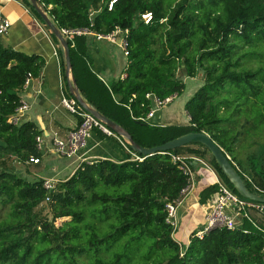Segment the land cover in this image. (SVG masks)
Masks as SVG:
<instances>
[{
    "label": "trees",
    "instance_id": "trees-1",
    "mask_svg": "<svg viewBox=\"0 0 264 264\" xmlns=\"http://www.w3.org/2000/svg\"><path fill=\"white\" fill-rule=\"evenodd\" d=\"M21 1L64 58L59 40L30 1ZM38 1L60 29L87 28L105 35L117 27L129 30L124 76L109 85L88 63L90 36L68 40L72 73L90 105L143 147L205 132L239 168L252 192L256 191L244 173L264 188V152L258 154L257 149L254 157L245 160L237 157L240 142L246 148L245 142L263 135L258 128L264 114L257 109L262 103L258 97L261 86L255 84L262 68L257 70L256 62H248L256 58L245 61L262 54L248 51L241 55V50L258 48L264 40V0H119L111 11L108 0ZM147 12L153 14L150 24L141 20ZM62 63L65 66V60ZM44 64L42 57L16 51L0 37V211L11 205L9 220L0 224V264H85L81 256L89 264H132V255L141 249H147L146 260L156 254V264H264V226L243 216L233 230L213 228L202 239L194 232L188 243L174 238L173 227L166 222V204L180 197L188 177L171 154L202 158L205 152L200 148L210 153L202 144L147 156L142 162L132 161L130 154L120 163L106 159L84 162L46 202L43 180L29 181L8 166L15 157L28 161L34 156L42 161L46 153L37 147L36 138L43 131L36 122H12L23 101L28 74L38 77ZM181 70L187 77L203 79L185 105L190 124L159 126L139 121L152 110L148 93L160 99L182 94ZM146 134L151 135V142L144 140ZM211 161L220 180L237 193L216 160ZM189 163L195 172L196 163ZM218 192L216 182L203 189L200 204ZM43 202L50 203L46 215L39 210ZM62 218L71 220L57 227L56 221Z\"/></svg>",
    "mask_w": 264,
    "mask_h": 264
},
{
    "label": "crops",
    "instance_id": "crops-1",
    "mask_svg": "<svg viewBox=\"0 0 264 264\" xmlns=\"http://www.w3.org/2000/svg\"><path fill=\"white\" fill-rule=\"evenodd\" d=\"M0 13L12 23L8 33L2 37L3 43L16 51L38 55L45 61L40 75L33 78L31 85L21 92L22 99L30 105L22 121L36 122L43 131L46 147H49L54 134L65 138L79 122L61 105L62 94L64 91H70L64 78V75L66 76L65 70L63 71L65 66L62 63L64 58L48 31L25 5L17 0L4 3L0 5ZM88 36H90L88 63L92 71L107 85L122 78L128 59L120 47V38L112 42L106 39L98 40L93 35ZM112 46L115 48L111 52ZM114 144L119 147V143L115 140L94 132L88 140L87 156L94 157L95 160L123 162L126 159L123 154L127 155L128 152L124 149L119 152ZM52 154L56 155L48 148L44 157ZM75 165L77 163L74 164V160L71 159L64 170ZM49 176L51 178L55 175ZM195 178V187L179 208V226L174 234V238L179 243H188L191 234L206 225L207 216L218 198L217 193L206 204L199 202L201 191L216 182V177L207 166L196 164Z\"/></svg>",
    "mask_w": 264,
    "mask_h": 264
},
{
    "label": "built area",
    "instance_id": "built-area-1",
    "mask_svg": "<svg viewBox=\"0 0 264 264\" xmlns=\"http://www.w3.org/2000/svg\"><path fill=\"white\" fill-rule=\"evenodd\" d=\"M11 1L14 0H0V5L4 3H9ZM17 1L20 2L19 0ZM118 1L119 0H108V9L111 11L113 9L114 4H116ZM141 20L145 24H150L153 20V14L151 12L144 13L141 15ZM11 25V21L0 13V37H3L8 33L11 28ZM61 30L63 34L68 38V40H73V37L83 35H93L98 40L106 39L112 42H116L117 38H120V47L124 50L125 55H128V29L123 30L117 27L113 32L107 35L91 31L87 28ZM32 80L33 76L29 73L25 80L23 88L27 89L31 85ZM175 96L176 95L160 99L155 95L148 93L146 97L148 99H151L152 102L155 103L156 109H152L147 116H141L138 118V120L142 122H149L152 118H154V116L160 109L171 104L174 101ZM61 105L71 115L75 116L78 121L81 122H78L76 128L71 131L65 138L60 137L58 134H54L50 141L49 147H46V142L43 136H37L36 142L39 150L46 152V149L49 148L54 154L60 157H66L68 159L74 160V164L77 163V167H80V165L84 162H92L93 160H95L94 157L87 156L86 150L88 147V140L95 132V130H99L105 136L115 138L118 143L123 147V149L131 155L132 161L142 162L146 158V156H142L133 151L127 139L120 136L107 124H105L100 119H97L92 113L88 112L85 108H83V106L78 102V100L70 94V91H64V93L62 94ZM126 107L128 109L130 108L129 106ZM29 109L30 105L23 100L21 102V105L16 109L12 122L14 124L20 123L22 121V118L25 116L26 112L29 111ZM166 153L167 152H162L159 154ZM171 156L173 162L178 164L179 169L183 172L185 176L188 177V184L185 188L182 189L180 197L177 200L173 202H168L166 204V222L173 227L174 234L178 230L179 226V208L184 203L185 199L191 193L192 189L195 187L196 184L195 172L192 169L191 163H189V161H193V163L197 162L198 164L207 166L216 177V183L219 185V192L216 203L211 213L207 216L206 225L196 232L195 236L197 238L202 239L205 234L213 228L227 227L231 230L235 229L237 225V219L240 216H243L244 218L248 219L256 225L255 221L252 218V213L256 212L258 214L264 215V203L245 199L239 194L235 193L224 182L220 180L214 169L208 166V164L202 158H199L198 156H176L172 154ZM27 163L39 164L41 163V160L37 157L31 156ZM237 170H239V168H237ZM243 175L256 191L254 193L264 197V188L256 184L252 177L248 174L244 173ZM58 183L59 180H57L55 177L43 179V187L48 192L46 202L50 201V195L53 191L56 190V186Z\"/></svg>",
    "mask_w": 264,
    "mask_h": 264
},
{
    "label": "rangeland",
    "instance_id": "rangeland-1",
    "mask_svg": "<svg viewBox=\"0 0 264 264\" xmlns=\"http://www.w3.org/2000/svg\"><path fill=\"white\" fill-rule=\"evenodd\" d=\"M21 3L22 1L19 0ZM23 4V3H22ZM2 38V37H1ZM3 39V38H2ZM114 46L111 47L110 51L112 52L114 50ZM248 51H253L257 54H262V56H255V57H248L245 59L250 60L252 58H256L257 60H250L248 62L254 63L256 62L255 69L262 68V72L258 75L256 78L255 84L260 88V91L258 92V97L262 101L260 103L259 107L257 108L262 114H264V40L261 41V44L258 48H255L254 45L250 46V48H245L241 50V55L247 53ZM126 59V58H125ZM128 59V58H127ZM244 61V62H245ZM182 70L178 71V76L182 77L185 81V89L182 92L181 95H176L174 98V101L165 106L164 108L160 109L159 112L156 114V117L149 122L155 125H165V126H188L190 124V118L186 111V103L187 101L193 96V94L198 90V88L203 84V79L201 76L199 77H187V75L182 74ZM185 74V73H184ZM263 135L256 136L254 141H248L245 142L246 148L242 146V142L239 144V152L237 157L241 160L248 159V157H254L253 153L259 151L258 154L261 152H264V122L259 124ZM259 132L255 133L253 132L252 135L259 134ZM144 140L146 142H151L152 137L149 134L144 135ZM252 142H254V145H252ZM116 146L117 150L122 151L123 148L118 144L119 147H117V144H114ZM121 148V149H120ZM200 150L205 152V155L202 156V159L210 166H212V158L213 156L205 150V148H200ZM125 153V152H124ZM257 154V156H258ZM124 157H127L126 153L123 154ZM71 159H68L66 157H60L58 155H47L42 158V161L40 164H30L27 163V161H20L16 157L13 159V161H10L8 166L13 170L17 175H20L21 177L26 178L29 181L34 180H43L45 178H49L50 174H53L57 180H59V183L56 186V189L58 188L59 184L63 183V181L71 176L75 170L79 167L75 165L74 167H68V169L64 170L65 167H67L68 161ZM64 170V171H63ZM50 203H45L39 207V210H42L43 214L46 215L48 210H50ZM11 212V205H8L4 207L0 211V224L2 222H6L9 220V215ZM252 218L255 221L257 225L264 226V215L258 214L256 212L252 213ZM71 220V218H62L58 219L56 221V226L60 227L65 221ZM53 246H56L55 243H53ZM147 248V247H146ZM147 249H141L136 250L134 254L132 255V264H156L158 262V258L156 257V254H154L150 259L146 260L145 255ZM104 262L109 261V257H102ZM85 264H89L86 257L81 256L80 258Z\"/></svg>",
    "mask_w": 264,
    "mask_h": 264
},
{
    "label": "water",
    "instance_id": "water-1",
    "mask_svg": "<svg viewBox=\"0 0 264 264\" xmlns=\"http://www.w3.org/2000/svg\"><path fill=\"white\" fill-rule=\"evenodd\" d=\"M29 1L34 9L39 13L44 23L48 26L53 35L59 40L63 48L65 74L67 77V84L70 90V94L73 95L83 106V108H85L88 112L92 113L97 119L103 121L120 136L127 139L133 151L147 157L162 152L172 151L189 144H202L210 151L211 155L216 160L224 175L228 178L234 189L241 197L251 201L264 203V197L255 194L248 188L246 182L244 181L238 170L231 163L229 156L207 133L192 132L173 139L163 145L154 146L151 148L143 147L136 141H134L133 137L122 126L104 116L96 108L90 105L79 91L75 77L72 73V61L68 38L63 34L62 30L57 26L53 19L48 15V13L44 9V6L38 0ZM152 109H156V105L154 102H152ZM195 163L198 164L197 162Z\"/></svg>",
    "mask_w": 264,
    "mask_h": 264
},
{
    "label": "bare ground",
    "instance_id": "bare-ground-1",
    "mask_svg": "<svg viewBox=\"0 0 264 264\" xmlns=\"http://www.w3.org/2000/svg\"><path fill=\"white\" fill-rule=\"evenodd\" d=\"M11 3H12V1H11ZM15 4V3H14ZM12 27V26H11ZM10 33V32H9Z\"/></svg>",
    "mask_w": 264,
    "mask_h": 264
}]
</instances>
